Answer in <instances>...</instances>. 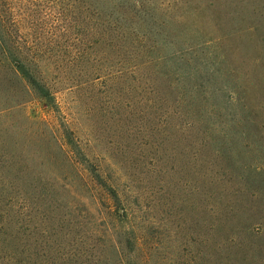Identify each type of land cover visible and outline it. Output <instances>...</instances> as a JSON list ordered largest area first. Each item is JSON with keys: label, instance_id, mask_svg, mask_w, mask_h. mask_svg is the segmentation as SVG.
I'll use <instances>...</instances> for the list:
<instances>
[{"label": "rangeland", "instance_id": "1", "mask_svg": "<svg viewBox=\"0 0 264 264\" xmlns=\"http://www.w3.org/2000/svg\"><path fill=\"white\" fill-rule=\"evenodd\" d=\"M0 264H264V0H0Z\"/></svg>", "mask_w": 264, "mask_h": 264}]
</instances>
